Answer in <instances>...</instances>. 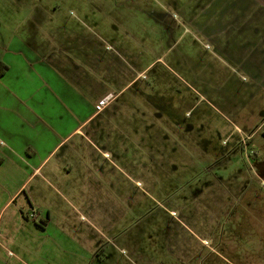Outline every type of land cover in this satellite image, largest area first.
I'll return each mask as SVG.
<instances>
[{
	"label": "rangeland",
	"instance_id": "rangeland-1",
	"mask_svg": "<svg viewBox=\"0 0 264 264\" xmlns=\"http://www.w3.org/2000/svg\"><path fill=\"white\" fill-rule=\"evenodd\" d=\"M41 14L47 26L80 22L82 35L87 18L100 20L98 39L130 83L103 111L136 107L160 149H103L106 208L47 193L22 220L24 194L4 196L21 170L0 168V264H264V22L252 29L253 1L0 0V36H26Z\"/></svg>",
	"mask_w": 264,
	"mask_h": 264
},
{
	"label": "crops",
	"instance_id": "crops-1",
	"mask_svg": "<svg viewBox=\"0 0 264 264\" xmlns=\"http://www.w3.org/2000/svg\"><path fill=\"white\" fill-rule=\"evenodd\" d=\"M252 1L262 15L254 18L252 29L258 30L264 22V0ZM86 20L89 24L84 26V35L80 22L69 28L64 23L62 28L47 26L49 19L41 14L26 22V36H0V63L6 67L0 76V105L4 106L0 111V168L12 165L21 170L19 186L4 194L7 203H17L24 194L15 205L21 220L27 206H44L47 193L63 200L72 193L83 194L99 199L106 208L112 199V184L99 159L112 164L103 149L112 148L114 143L121 149L140 147L152 157L156 150L158 156L159 134L154 129L144 130L142 111L121 100L109 111L96 113L99 99L115 88V102L130 83L123 86L128 70L119 69L113 55L109 58L112 52L103 39H98L100 20ZM113 22L116 27L111 34L115 35L117 21ZM96 71L101 76H96ZM121 173L127 178L126 172ZM10 181V176L6 177L3 184ZM5 240L13 241L8 235Z\"/></svg>",
	"mask_w": 264,
	"mask_h": 264
},
{
	"label": "built area",
	"instance_id": "built-area-1",
	"mask_svg": "<svg viewBox=\"0 0 264 264\" xmlns=\"http://www.w3.org/2000/svg\"><path fill=\"white\" fill-rule=\"evenodd\" d=\"M115 99V96L111 93H108L107 95L103 96L101 99H99L94 107L96 113L102 112L106 107H108ZM30 217L36 218L39 214L38 211L35 209L30 208L29 209Z\"/></svg>",
	"mask_w": 264,
	"mask_h": 264
},
{
	"label": "trees",
	"instance_id": "trees-1",
	"mask_svg": "<svg viewBox=\"0 0 264 264\" xmlns=\"http://www.w3.org/2000/svg\"><path fill=\"white\" fill-rule=\"evenodd\" d=\"M6 67L0 63V76L4 73Z\"/></svg>",
	"mask_w": 264,
	"mask_h": 264
}]
</instances>
